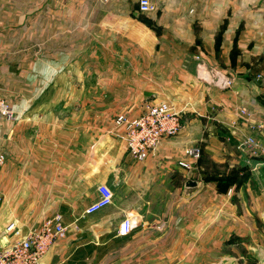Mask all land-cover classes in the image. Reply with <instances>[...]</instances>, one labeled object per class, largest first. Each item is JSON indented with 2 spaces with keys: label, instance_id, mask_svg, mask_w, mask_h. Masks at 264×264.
Returning a JSON list of instances; mask_svg holds the SVG:
<instances>
[{
  "label": "crops",
  "instance_id": "0c3cea01",
  "mask_svg": "<svg viewBox=\"0 0 264 264\" xmlns=\"http://www.w3.org/2000/svg\"><path fill=\"white\" fill-rule=\"evenodd\" d=\"M151 2L0 0V250L9 224L58 213L45 264H264V129L237 114L264 122V0ZM197 58L234 87L200 83ZM159 102L181 130L137 162L114 120ZM187 148L200 158L183 170ZM100 185L111 204L83 218Z\"/></svg>",
  "mask_w": 264,
  "mask_h": 264
},
{
  "label": "built area",
  "instance_id": "2783aa9c",
  "mask_svg": "<svg viewBox=\"0 0 264 264\" xmlns=\"http://www.w3.org/2000/svg\"><path fill=\"white\" fill-rule=\"evenodd\" d=\"M140 13H152L155 8L151 0H138ZM198 61L196 79L200 83L213 86L222 91L231 90L234 87V79L214 69H208ZM257 80L264 83V78L258 76ZM240 119L257 132H262L264 122L256 123L255 113L247 108H239ZM13 122L14 113L4 99L0 98V121ZM117 129H121L126 150L137 162L145 161L154 153L159 145L167 139L176 137L180 130V113L175 111L168 103L146 105L144 111L137 117L129 118L119 115L114 120ZM245 146L251 150L259 147L254 139H247ZM200 158L198 148L184 149L181 158L177 162L179 168L190 170ZM3 157H0V165ZM112 192L105 185L97 188V199L93 201L83 212L82 217L92 216L108 207L112 202ZM130 230L128 223L119 227V235L125 236ZM6 233H12L14 239L0 250V264H39L49 250L66 238L67 227L62 216L58 213L42 222L39 228L29 229L25 235H20L13 223L6 227Z\"/></svg>",
  "mask_w": 264,
  "mask_h": 264
},
{
  "label": "water",
  "instance_id": "95a60500",
  "mask_svg": "<svg viewBox=\"0 0 264 264\" xmlns=\"http://www.w3.org/2000/svg\"><path fill=\"white\" fill-rule=\"evenodd\" d=\"M186 187L194 188V187H196V183L189 181V182H187ZM53 247L49 250V252L46 254V256L39 262V264H45V261L48 260V258L51 256V252H52Z\"/></svg>",
  "mask_w": 264,
  "mask_h": 264
},
{
  "label": "rangeland",
  "instance_id": "374dc122",
  "mask_svg": "<svg viewBox=\"0 0 264 264\" xmlns=\"http://www.w3.org/2000/svg\"><path fill=\"white\" fill-rule=\"evenodd\" d=\"M217 174H219V173H217Z\"/></svg>",
  "mask_w": 264,
  "mask_h": 264
}]
</instances>
